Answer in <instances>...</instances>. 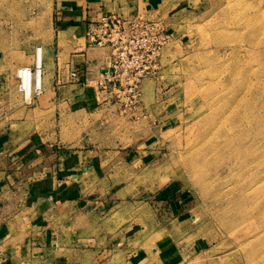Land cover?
Instances as JSON below:
<instances>
[{
	"label": "rangeland",
	"instance_id": "1",
	"mask_svg": "<svg viewBox=\"0 0 264 264\" xmlns=\"http://www.w3.org/2000/svg\"><path fill=\"white\" fill-rule=\"evenodd\" d=\"M51 1L0 0V54L51 40ZM165 1L163 17L143 15L161 20L169 39L135 104L84 116L46 103L35 112L39 125L55 144L102 151L108 180L99 193L131 202L176 194L195 218L192 235L213 246L214 264H264V0ZM93 52L95 79L109 54ZM6 82L11 98L31 107L15 78Z\"/></svg>",
	"mask_w": 264,
	"mask_h": 264
},
{
	"label": "crops",
	"instance_id": "2",
	"mask_svg": "<svg viewBox=\"0 0 264 264\" xmlns=\"http://www.w3.org/2000/svg\"><path fill=\"white\" fill-rule=\"evenodd\" d=\"M51 3V40L0 54V264H214L213 246L192 235L195 218L182 199L156 193L131 202L117 191L99 193L108 180L102 151L53 143V131L35 113L46 103L84 116L109 106L94 86L69 79L75 71L96 79L100 59L86 42L87 24L108 14L163 17L166 1ZM40 46L48 96L23 107L9 95L7 77L31 66Z\"/></svg>",
	"mask_w": 264,
	"mask_h": 264
},
{
	"label": "built area",
	"instance_id": "3",
	"mask_svg": "<svg viewBox=\"0 0 264 264\" xmlns=\"http://www.w3.org/2000/svg\"><path fill=\"white\" fill-rule=\"evenodd\" d=\"M85 38L89 47L105 48L109 54V65L95 79V90L106 101L135 104L143 80L156 74L169 36L159 19L108 14L87 24ZM43 75L42 48L37 47L32 65L18 68L15 73L17 90L25 104H32L44 92ZM69 79L83 84L91 81L81 79L78 71L71 72Z\"/></svg>",
	"mask_w": 264,
	"mask_h": 264
},
{
	"label": "bare ground",
	"instance_id": "4",
	"mask_svg": "<svg viewBox=\"0 0 264 264\" xmlns=\"http://www.w3.org/2000/svg\"><path fill=\"white\" fill-rule=\"evenodd\" d=\"M87 30V29H86ZM41 47V46H40ZM37 48V47H36Z\"/></svg>",
	"mask_w": 264,
	"mask_h": 264
}]
</instances>
